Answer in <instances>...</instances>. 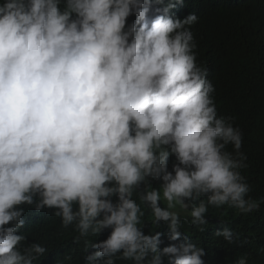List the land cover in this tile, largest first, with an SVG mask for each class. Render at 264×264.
<instances>
[{
    "label": "clouds",
    "instance_id": "clouds-1",
    "mask_svg": "<svg viewBox=\"0 0 264 264\" xmlns=\"http://www.w3.org/2000/svg\"><path fill=\"white\" fill-rule=\"evenodd\" d=\"M192 11L189 0H0V264H64L27 240L25 216L40 212L83 240L80 264H205L182 215L203 233L210 207L260 210L243 132L218 116L197 62Z\"/></svg>",
    "mask_w": 264,
    "mask_h": 264
},
{
    "label": "trees",
    "instance_id": "trees-1",
    "mask_svg": "<svg viewBox=\"0 0 264 264\" xmlns=\"http://www.w3.org/2000/svg\"><path fill=\"white\" fill-rule=\"evenodd\" d=\"M189 6L193 7L191 14L199 17L193 25L197 61L206 67L207 79L215 87L218 116L234 117V126L243 132L241 150L246 153L249 166L242 175L251 186L249 195L264 197V0H189ZM187 15L188 7L177 5L174 16L183 19ZM237 19H245L242 30ZM228 150L231 151V146ZM31 211L28 209L26 213ZM145 215L152 221L150 213ZM28 217L25 219L29 225L24 226L28 242L37 241L47 250H56L54 255L64 264L83 262L84 242L74 243L76 234L72 230L62 228L42 212ZM181 218V231L205 248V264H233L244 253L248 254L249 264H264V256L258 254V249L264 247V204L258 212L249 215L226 206L224 212L210 207L206 216L209 223L203 233L183 222V215ZM39 223H48L56 231H43L45 225L37 228ZM161 224L162 229H167L166 224ZM223 227L241 233L240 240L229 245L222 237H214V232ZM161 228L153 223L149 225L151 231ZM66 256L71 259L65 260ZM117 264L127 262L117 261Z\"/></svg>",
    "mask_w": 264,
    "mask_h": 264
},
{
    "label": "water",
    "instance_id": "water-1",
    "mask_svg": "<svg viewBox=\"0 0 264 264\" xmlns=\"http://www.w3.org/2000/svg\"><path fill=\"white\" fill-rule=\"evenodd\" d=\"M197 62H198L199 64L202 63V62H199V61H197Z\"/></svg>",
    "mask_w": 264,
    "mask_h": 264
}]
</instances>
